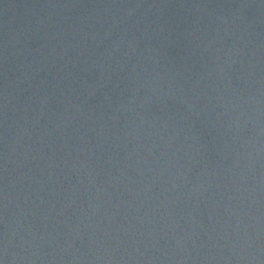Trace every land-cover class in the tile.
<instances>
[{"label":"water","instance_id":"water-1","mask_svg":"<svg viewBox=\"0 0 264 264\" xmlns=\"http://www.w3.org/2000/svg\"><path fill=\"white\" fill-rule=\"evenodd\" d=\"M0 264H264V0H0Z\"/></svg>","mask_w":264,"mask_h":264}]
</instances>
